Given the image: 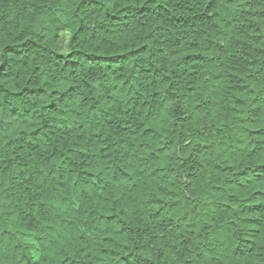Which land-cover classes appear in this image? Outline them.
Masks as SVG:
<instances>
[{"label":"trees","instance_id":"16d2710c","mask_svg":"<svg viewBox=\"0 0 264 264\" xmlns=\"http://www.w3.org/2000/svg\"><path fill=\"white\" fill-rule=\"evenodd\" d=\"M0 264H264V0H0Z\"/></svg>","mask_w":264,"mask_h":264},{"label":"rangeland","instance_id":"374dc122","mask_svg":"<svg viewBox=\"0 0 264 264\" xmlns=\"http://www.w3.org/2000/svg\"><path fill=\"white\" fill-rule=\"evenodd\" d=\"M66 39H67V34L65 33V34H64V41H62V43H61V49H62L63 51L66 50V46H67V44H66ZM33 255H34L35 257L38 256V254H37V250L33 249Z\"/></svg>","mask_w":264,"mask_h":264}]
</instances>
